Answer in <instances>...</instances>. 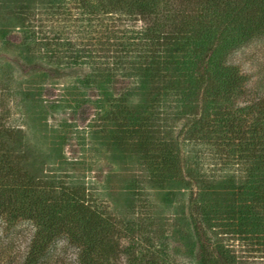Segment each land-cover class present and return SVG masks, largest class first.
Wrapping results in <instances>:
<instances>
[{
	"label": "trees",
	"instance_id": "trees-1",
	"mask_svg": "<svg viewBox=\"0 0 264 264\" xmlns=\"http://www.w3.org/2000/svg\"><path fill=\"white\" fill-rule=\"evenodd\" d=\"M16 13L12 28L23 45L43 47L44 66L84 73L57 102L24 92L38 132L54 134L51 148L8 147L11 129L0 123V223L30 224L24 250H0V264H182L169 251L175 241L190 248L186 264L264 252V78L252 93L232 59L264 37V0H22ZM88 95L94 119L48 127L51 113ZM71 137L75 156L63 150ZM29 156L56 163L53 172ZM101 159L120 166V188L111 189L112 171L90 175Z\"/></svg>",
	"mask_w": 264,
	"mask_h": 264
},
{
	"label": "rangeland",
	"instance_id": "rangeland-1",
	"mask_svg": "<svg viewBox=\"0 0 264 264\" xmlns=\"http://www.w3.org/2000/svg\"><path fill=\"white\" fill-rule=\"evenodd\" d=\"M22 3V0H8V3L0 4V123L2 126L10 128L11 134H5L2 139L8 147L14 144L16 141L24 142L25 145H30L33 149H47L51 148V143L55 142L54 134L52 131L46 132L44 135L38 130L39 120L36 115L35 101H39L42 104H48L51 101L57 102L65 93L63 90L64 85H67L73 80H77L82 77L83 69H67L59 70L49 66H44L39 60L38 56L45 52L43 47L36 44L35 42L23 45L27 41L22 39L23 33L17 28H12V25H18L21 19L17 16L18 4ZM34 24L36 22L33 21ZM67 29L73 33L78 29L77 26L66 23ZM66 29V30H67ZM64 30V31H66ZM53 33H47L48 37H51ZM59 35V34H55ZM73 37V36H71ZM28 51V54L33 55L34 63L26 62L23 56ZM43 55V54H42ZM235 62L240 64L241 71L249 76L247 87L250 88L252 93L258 90L257 85L259 80L264 78V37L254 38L243 47L237 49L232 58ZM42 64L40 68L33 65ZM33 67V68H32ZM38 68V69H37ZM44 75H42V72ZM26 91H32L34 94L29 100L25 93ZM264 92V87L263 90ZM93 90L89 89L87 94L92 93ZM256 96L257 94H251ZM90 96V100L84 102L79 107L72 109V107H66L64 110L58 111V113H51L49 120L46 123L49 128H56L64 118L68 119L71 123L82 127L84 124L94 119L95 107L92 102L94 97ZM30 98V97H29ZM244 99H237L235 104L240 105L244 103ZM52 130V129H51ZM42 131V130H41ZM69 134V133H67ZM71 135V134H69ZM43 138L47 140V143H43ZM1 140V137H0ZM75 139L71 137L68 139L63 146V150L68 156H75L77 154V146L74 145ZM50 144V147H49ZM41 153V152H39ZM33 155V154H32ZM29 163H36V166H41L44 169V175H48L49 171L53 172V168L56 163H48L41 161V157L29 156ZM32 163V164H33ZM25 165L26 162H23ZM33 173L38 169H33L30 165H25ZM118 165L108 164L106 159H101L90 168V175H98L99 177L105 175V171L114 172L111 174L113 184L111 189L120 188V181L123 179V172ZM120 174V178L115 179L114 175ZM97 176V177H98ZM114 202L121 208L123 206V195H114ZM157 209L159 215L165 217L168 214L169 209L165 206H160L159 198L156 197ZM167 216V215H166ZM164 222V220L161 219ZM166 233L171 236L173 226H164ZM30 224L26 221H19L16 225L11 226L9 229L4 227L0 223V250H8V252H16L17 254L24 250L26 239L29 234ZM62 242H59L61 244ZM174 245V246H173ZM190 248L186 245L175 241L172 244V250L170 254L178 260L184 261L186 264L187 254L190 252ZM240 256L243 259L241 264H264V252L262 250H256L248 252V250H239ZM3 258V257H2ZM182 262V264H184Z\"/></svg>",
	"mask_w": 264,
	"mask_h": 264
}]
</instances>
